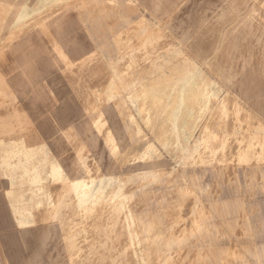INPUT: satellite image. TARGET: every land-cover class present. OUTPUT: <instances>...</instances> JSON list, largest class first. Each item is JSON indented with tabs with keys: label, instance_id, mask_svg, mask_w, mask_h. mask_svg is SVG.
I'll list each match as a JSON object with an SVG mask.
<instances>
[{
	"label": "crops",
	"instance_id": "0c3cea01",
	"mask_svg": "<svg viewBox=\"0 0 264 264\" xmlns=\"http://www.w3.org/2000/svg\"><path fill=\"white\" fill-rule=\"evenodd\" d=\"M244 3L245 0H85L67 8L47 23L46 31L17 42V75L24 86L36 87L40 94L55 80L59 91L80 95L73 98L75 103L65 106L45 98L38 101L39 106L35 105L37 101H26L29 104L15 110L16 132L5 135L14 136L9 140L25 142L127 141L131 149L128 155L135 148L130 143L137 139L150 142L154 138L162 145L176 140V135L185 130V116L183 111L175 115L174 110L189 108L199 98L200 71L184 70L173 63L168 66V52L164 50L168 44L175 46L170 54L176 56L177 62L183 58L201 60L199 47L217 42L216 29L240 23L247 31V22H241ZM253 27L260 30L258 24ZM248 40L255 44V56L261 59L264 36H241L233 44L245 45ZM225 52L224 57H218L220 60L230 58ZM153 60L160 61L159 68H153ZM213 71L225 77V92L233 94L242 109L239 115L221 118L222 131L213 133L224 137L223 142L213 146L215 162L205 165L200 152L205 145L203 137H198L185 155L192 166L176 172V177H181L173 187L174 198L166 193L139 198V202L132 203L139 212L120 214L118 203V207L106 204L107 211L104 207L102 211H90L87 199L61 197V190H66L78 176V162L82 159H78L80 155L72 159L71 151L55 150L58 165L52 167L63 170V179L62 184L54 186L49 205L39 199L28 202L18 195L3 194L5 182L0 179V264H134L130 252L131 256L123 250L120 257L121 220L143 222L138 231L148 247L147 264H264V68ZM125 74L129 78L125 79ZM117 88L124 89L128 98L132 96L130 102L139 103L145 96L135 108L139 118L150 123L153 137L139 135L143 129L134 115L129 120L113 116L121 105L110 97ZM122 99L126 100L124 96ZM41 107L50 111L23 110ZM143 108H160L159 118L141 117ZM76 109L82 114L83 110L92 113V119L86 116L83 122L75 123L72 118ZM104 109L113 110L109 118L115 133L111 136L93 128L99 124L97 119L102 121L108 116ZM96 111L99 114L93 115ZM7 116V112H0V123ZM50 118L62 126L75 123L72 132L51 130ZM179 124L180 132H175ZM209 124L213 126L214 120ZM33 125L41 132H29ZM20 126L26 130L19 131ZM209 144L210 141L206 146L211 150ZM223 148L229 151L220 154ZM160 155L163 170L162 150ZM28 169L26 166V172ZM18 172L13 182L16 187L25 179ZM84 175L77 181L79 189L87 186ZM134 232L129 230L127 235Z\"/></svg>",
	"mask_w": 264,
	"mask_h": 264
},
{
	"label": "rangeland",
	"instance_id": "374dc122",
	"mask_svg": "<svg viewBox=\"0 0 264 264\" xmlns=\"http://www.w3.org/2000/svg\"><path fill=\"white\" fill-rule=\"evenodd\" d=\"M84 1L85 0H28L30 6L25 11L26 16L17 18L14 16V11L9 6V3H15L18 2V0H0V112L3 111L8 114L7 118L0 123V179L2 182H5V187L3 185L1 191L3 194L8 192L12 195H18L23 200L28 199V202H31L32 199H39L48 204L54 196V186L62 184L63 179V170H55L52 167L53 165H58V161L56 160L57 151L55 150H68L71 151L72 159L75 158V155H80L81 158L79 157L78 159H82V161H79L78 165L83 168L86 166L87 172L84 175V183L87 186L79 189V185H73L71 181V184L66 190H61L60 196L63 192H66L65 197L71 196L74 197L75 200H79V198L87 199L89 202L87 207L90 211H96L97 208L101 210L103 207L104 211H107L106 204H110L108 207H111L112 204L114 207H118L116 205L118 203L120 214L129 213L131 211L139 212L140 210H137L138 206L132 204L134 202H139V198L164 196L163 193H166L167 197L174 198L176 196V190H173V187L180 181L181 177L178 175L179 177L177 178L176 172L180 171L182 167L192 166L187 164L185 155L191 151V145L198 137H203V145H205V148H201L200 152H202V158L204 157L205 165H209L216 161L217 153L213 151V146L223 140L224 137H215L213 133L219 132L222 125L220 123L222 122L221 118L232 113V116L239 115L238 112H241L242 109L240 105L237 104V100L233 94L225 92V77L214 74L213 70H223L229 67L255 68L258 66L264 68V53L263 56H260L261 59L257 58L255 56V44L249 43V40L248 44L245 45L233 44L237 41L239 42L241 36H248V39L252 36H257V34L259 36H264V0H245V5L243 7L245 12L241 15V22H247L245 23V26L248 27L247 31L244 32L240 23L234 25V27L216 29L214 35L216 36L217 42L210 45H200L201 60L199 61H188L183 58L177 62L176 56L170 54L175 51V46L170 44L167 45V50L164 51L168 52V54H166L168 66L173 63L175 66L182 67L184 70L199 69L200 71L199 98L194 100L195 102H193V105L189 108L183 106V108L181 107L182 110L179 108L174 110L175 115L183 111V116H185L182 123L185 128L183 131L184 133L179 131L181 127L180 124L176 126L175 132L181 133V135H176V140L168 141V143L163 142L164 145H162L158 139L154 138H151L152 140L150 142H146L147 140L144 139H137L135 142L130 143V146H135V148L129 155L128 151L130 147L127 141L62 140L25 142L9 140L8 138H13L14 136L5 134H13L16 132L15 118L17 115H15V110L17 107L21 109V106L29 104V102L26 103V101H37L35 105L39 106L38 101L45 98L51 103H59L61 106H65L75 103L73 98L80 95L79 93H64L59 91V87L55 85V80L51 81L49 86L46 85L44 93L40 94L37 92L38 88L24 86L20 76V80L15 81L12 79L14 76L10 73V70L13 57L15 56L14 49L19 40L23 37L38 35L41 31H46L45 26L48 22L52 21L56 15ZM136 8L138 9V7ZM255 24H258V27L260 26V30H254L255 28L253 26H255ZM260 33L263 34L261 35ZM212 41L214 42L213 39ZM224 50H226L225 53H228L230 57L228 60H220L218 58L225 56V54L222 53ZM17 58L19 62L20 58ZM152 64L154 66L153 68L160 67L159 60H153ZM125 68L127 67L125 66ZM126 74L124 75L126 76L125 79L129 78ZM170 79L171 77H169L168 82H170ZM123 96L126 100L122 99ZM110 97L114 98V102L121 103L120 108L114 110L113 116L121 120H129L133 115L136 119L139 118V110L135 108L138 102H130L133 101V98L132 96L128 98L124 89L117 88ZM184 97H186V93H184ZM144 100L145 96L143 95L141 97V102L138 104H142ZM2 103L4 104L1 105ZM31 105L33 106V104ZM230 107H232L231 111L229 110ZM23 110H35L45 113L46 111H50L48 107H41L40 109L23 108ZM160 111V108L151 110L143 108L141 109V117L145 116L155 120V118H159ZM167 111L170 112L172 110L167 109ZM103 112L105 113L104 115L108 116L102 121H100L101 118L97 119L99 124L93 128L98 132L100 131L102 134L104 133V135L107 134L111 136L115 133L109 118L113 110L106 112L104 109ZM73 113L75 114V118L73 117L72 120H74L75 123L79 121L83 122L86 116L92 119V113H85V110H83V114L78 109L73 111ZM94 113L93 115H96V113L99 114L97 111ZM53 119L54 118H50L48 120L49 123H51L49 124L51 130H55V132L58 133L59 131L62 133L72 132L75 123L62 126ZM213 120L214 125H208V123ZM138 121L140 127L143 129V131H140L143 133L139 135L144 136V133H146L148 135L147 137H153V131H149L148 128L150 123L145 124L140 118ZM146 121L148 122V119ZM25 130V126H20L19 131ZM28 131L41 132L36 125L30 127ZM102 134L101 136H103ZM208 141H210L209 145H211V150L206 146ZM161 150L165 157L163 170H161L159 166ZM227 150L226 148L221 149L220 154H224V151ZM239 160L240 159H237V162ZM17 166L18 168L20 167L22 171H20ZM26 166L29 168L27 172ZM229 166L231 165L229 164ZM30 169H34V172H29ZM16 171H19L18 173L20 176L23 174L25 177L22 183L17 184L19 187H16V184L13 183L16 181ZM38 185H40L38 188H32V186ZM8 196L12 197L10 194ZM48 205L46 206L48 207ZM29 211H31V209ZM54 211H57V209H54ZM141 223L143 222H132L130 220H121L119 222L120 257L122 259L123 250H126L125 254L132 255L135 260L134 264H147V262L145 263V257H147L146 252H148L149 256L144 237L139 235V233L142 232L138 231L141 227ZM129 230H134L135 234L127 235ZM123 233L125 236H123ZM104 236L106 240V235ZM128 252H130V254H128ZM233 255L236 256L238 254ZM119 264H121V262Z\"/></svg>",
	"mask_w": 264,
	"mask_h": 264
},
{
	"label": "bare ground",
	"instance_id": "6f19581e",
	"mask_svg": "<svg viewBox=\"0 0 264 264\" xmlns=\"http://www.w3.org/2000/svg\"><path fill=\"white\" fill-rule=\"evenodd\" d=\"M40 1H43V0H40ZM9 6L13 9V11H14V16H16L17 18L18 17H20V18H22V17H25L26 16V13H25V11L27 10V8L30 6V3L28 2V0H18V2H15V3H9ZM15 54V53H14ZM18 58L16 57V55L13 57V61H12V65H11V70H10V73L14 76L12 79H14L15 81H17V80H20V77H19V75L20 74H18L17 75V69H20V67L18 68ZM11 62V61H10ZM10 69V68H9ZM8 69V70H9ZM149 72V71H148ZM151 73V72H150ZM148 103V102H147ZM213 106V105H212ZM168 115V114H167ZM165 118H166V116H165ZM164 119V118H163ZM102 120H104V119H102ZM101 121V120H100ZM157 130V129H156ZM155 130V131H156ZM200 130V129H199ZM156 133V132H155ZM154 134V133H153ZM196 137V136H195ZM147 142V141H146ZM140 147V146H139ZM145 147V146H144ZM131 150V149H130ZM138 150V149H137ZM138 152V151H137ZM97 155H98V153H97ZM121 159V158H120ZM78 173L76 174V178L75 179H73V180H71L72 181V183H73V185H77L78 184V182L77 181H79L80 179H81V175H83V174H86L85 172V169L82 167V166H80V165H78ZM250 168V167H249ZM94 173V172H93ZM83 177V176H82ZM77 179V180H76ZM84 179V178H83ZM92 179V178H91ZM135 189V188H134ZM254 193V192H253ZM65 194H66V192H63L62 193V195H61V197H64L65 196ZM176 212V211H175ZM185 213V212H184ZM209 218V217H208ZM6 222V221H5ZM184 229V228H183ZM241 256V255H240Z\"/></svg>",
	"mask_w": 264,
	"mask_h": 264
}]
</instances>
